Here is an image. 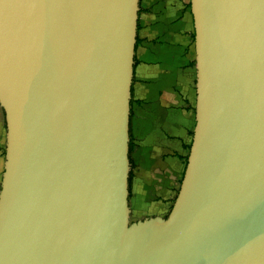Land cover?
Returning a JSON list of instances; mask_svg holds the SVG:
<instances>
[{
	"label": "water",
	"instance_id": "1",
	"mask_svg": "<svg viewBox=\"0 0 264 264\" xmlns=\"http://www.w3.org/2000/svg\"><path fill=\"white\" fill-rule=\"evenodd\" d=\"M139 1L0 0V264H264V0H189L185 169L131 222Z\"/></svg>",
	"mask_w": 264,
	"mask_h": 264
},
{
	"label": "crops",
	"instance_id": "2",
	"mask_svg": "<svg viewBox=\"0 0 264 264\" xmlns=\"http://www.w3.org/2000/svg\"><path fill=\"white\" fill-rule=\"evenodd\" d=\"M189 0H140L130 103L129 202L154 204L162 215L174 200L191 143L195 106L194 46ZM194 127V126H193ZM5 119L0 108V182Z\"/></svg>",
	"mask_w": 264,
	"mask_h": 264
},
{
	"label": "rangeland",
	"instance_id": "3",
	"mask_svg": "<svg viewBox=\"0 0 264 264\" xmlns=\"http://www.w3.org/2000/svg\"><path fill=\"white\" fill-rule=\"evenodd\" d=\"M193 40L191 42V47L193 49ZM192 57L194 58V55H192ZM194 70V64L192 62V71ZM191 126L193 129V126H194V119L192 118V121H191ZM130 127V126H129ZM192 132V131H191ZM130 147V145H129ZM186 153H188L187 149L185 150ZM183 169H184V162H183ZM173 201L170 203V206L167 207L166 211L164 212V214L162 215L163 217H166L167 214L169 213L170 211V208H171V205H172ZM141 204V209L142 210H139L138 212H136V209H135V206L133 205V202H131V206H130V202H129V207H130V221L131 222H135L137 220H142L144 218H148V216L150 214H152L150 211V207L153 206L154 204H150L148 202H145V203H140ZM151 205V206H150ZM150 206V207H149ZM151 217V216H150ZM153 217V216H152Z\"/></svg>",
	"mask_w": 264,
	"mask_h": 264
},
{
	"label": "trees",
	"instance_id": "4",
	"mask_svg": "<svg viewBox=\"0 0 264 264\" xmlns=\"http://www.w3.org/2000/svg\"><path fill=\"white\" fill-rule=\"evenodd\" d=\"M193 37H194V33L192 34V40H193ZM193 64H194V61H193ZM191 136H192V132H191ZM189 147H190V145L186 147L187 151L189 150ZM186 160H187V155L184 156V158H183L184 169H185V165H186ZM183 172H184V170H183Z\"/></svg>",
	"mask_w": 264,
	"mask_h": 264
}]
</instances>
